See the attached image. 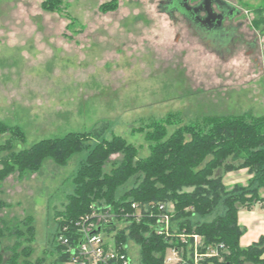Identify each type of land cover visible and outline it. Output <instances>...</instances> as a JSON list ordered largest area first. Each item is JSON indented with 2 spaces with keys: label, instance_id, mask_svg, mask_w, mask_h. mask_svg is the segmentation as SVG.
Here are the masks:
<instances>
[{
  "label": "rangeland",
  "instance_id": "rangeland-1",
  "mask_svg": "<svg viewBox=\"0 0 264 264\" xmlns=\"http://www.w3.org/2000/svg\"><path fill=\"white\" fill-rule=\"evenodd\" d=\"M159 1L0 0V121L25 136L21 145L13 141L12 151L44 138L95 132L123 137L143 158L153 123H162L168 136L210 117L264 115V25L255 53L238 42L217 53L161 12ZM239 4L252 9L264 0ZM8 137L0 134V143ZM83 155L65 166L48 159L37 172L15 171L0 180V224L33 220L32 264L55 258V215L73 192L72 174ZM120 158L111 155L105 170ZM246 177L238 176L241 182ZM241 209L264 224V191L257 204ZM14 237L6 235L5 246ZM130 251L137 261L138 248Z\"/></svg>",
  "mask_w": 264,
  "mask_h": 264
},
{
  "label": "trees",
  "instance_id": "trees-1",
  "mask_svg": "<svg viewBox=\"0 0 264 264\" xmlns=\"http://www.w3.org/2000/svg\"><path fill=\"white\" fill-rule=\"evenodd\" d=\"M151 127L146 134L152 141L149 154L139 158L135 147L123 137L105 139L95 132L44 138L12 151L13 141L19 145L24 142V133L0 121V134L9 133L0 143V151H9L0 157V180L15 171L37 172L48 159L65 166L73 156L84 152L72 174L73 192L64 209L55 215L51 236L56 253L51 264L64 261L55 234L64 225L73 226L95 202L115 208L135 202L147 204L149 209L151 204L169 203L178 231L198 234L206 244L223 243L227 247L223 260H212L211 264H264V234L242 246L239 240L245 228L238 223L241 207L258 203L259 190L264 191V115L252 119L243 115L210 117L202 124L177 128L168 136L162 123ZM113 154L121 158L107 171L105 165ZM240 169H247L251 177L245 184L226 186L224 174ZM4 205L0 201V208ZM213 213L211 220H203ZM128 230V236L139 244V264H164L168 238L155 235L142 222L133 223ZM125 233L117 234V240L124 242ZM6 235L15 236L11 245L3 243ZM34 237L30 216L20 225L0 224V264H32L29 256ZM6 251L9 255L4 259Z\"/></svg>",
  "mask_w": 264,
  "mask_h": 264
},
{
  "label": "built area",
  "instance_id": "built-area-1",
  "mask_svg": "<svg viewBox=\"0 0 264 264\" xmlns=\"http://www.w3.org/2000/svg\"><path fill=\"white\" fill-rule=\"evenodd\" d=\"M150 207L135 202L117 208L104 202L91 204L73 226L64 225L55 234L54 241L64 256L61 264H139V244L128 236V229L140 222L155 235L169 239L164 264H211L212 260H223L227 253L223 243L206 244L198 234L178 231L169 203L159 202ZM148 217L151 222H146ZM124 230L127 239L118 241L117 234ZM131 245L138 248L137 261L133 259Z\"/></svg>",
  "mask_w": 264,
  "mask_h": 264
},
{
  "label": "flooded vegetation",
  "instance_id": "flooded-vegetation-1",
  "mask_svg": "<svg viewBox=\"0 0 264 264\" xmlns=\"http://www.w3.org/2000/svg\"><path fill=\"white\" fill-rule=\"evenodd\" d=\"M239 1L160 0L158 6L217 53L229 52L236 42L246 45L248 53H255L264 25V5L249 9Z\"/></svg>",
  "mask_w": 264,
  "mask_h": 264
},
{
  "label": "crops",
  "instance_id": "crops-1",
  "mask_svg": "<svg viewBox=\"0 0 264 264\" xmlns=\"http://www.w3.org/2000/svg\"><path fill=\"white\" fill-rule=\"evenodd\" d=\"M242 174H246V181L247 178L249 177L248 173H247V169H240L238 171H234V172H228L225 174V178H227V181L225 182L224 180V184L226 186H230L227 184H235V183H243L246 181H240L238 176H241ZM257 204V203H256ZM243 209H240L238 211V223L243 226L246 231L244 232V234L241 236L240 238V245L242 246H247L255 241H257V239L259 238L260 235L264 234V224L257 222V216L253 213V212H249L246 213H242Z\"/></svg>",
  "mask_w": 264,
  "mask_h": 264
}]
</instances>
